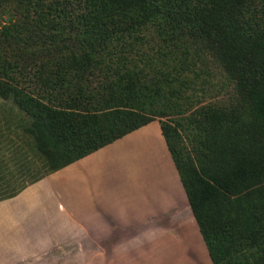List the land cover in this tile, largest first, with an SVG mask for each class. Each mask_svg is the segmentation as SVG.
Listing matches in <instances>:
<instances>
[{"label":"trees","instance_id":"1","mask_svg":"<svg viewBox=\"0 0 264 264\" xmlns=\"http://www.w3.org/2000/svg\"><path fill=\"white\" fill-rule=\"evenodd\" d=\"M19 1L41 7L38 36L59 56L32 92L2 82L0 96L30 117L47 175L157 118L212 264H264V0ZM8 22L0 52L28 31ZM206 61L235 84L228 106L183 79Z\"/></svg>","mask_w":264,"mask_h":264},{"label":"crops","instance_id":"2","mask_svg":"<svg viewBox=\"0 0 264 264\" xmlns=\"http://www.w3.org/2000/svg\"><path fill=\"white\" fill-rule=\"evenodd\" d=\"M212 264L157 121L0 198V264Z\"/></svg>","mask_w":264,"mask_h":264},{"label":"rangeland","instance_id":"3","mask_svg":"<svg viewBox=\"0 0 264 264\" xmlns=\"http://www.w3.org/2000/svg\"><path fill=\"white\" fill-rule=\"evenodd\" d=\"M50 1L46 0L47 4H50ZM40 9L41 7L37 5H28L19 0H0V31L5 25H10L8 22L10 18L12 23H22L28 30L19 34L21 39L17 44L12 39L7 42L1 40L0 55L3 59L1 67L3 71L0 73V83L29 88L28 91L32 92L33 71L43 61H54L59 56H54L53 47L43 46L44 39L38 36L37 24H39ZM42 9L43 12L48 10L47 7ZM153 31L148 29L144 32L156 44L158 42ZM174 65H170V68ZM183 72L184 80L194 79L195 74H198L196 87L207 80L220 90L216 95L213 92L210 95H201L200 91L196 90L193 94L197 99L200 95L205 96L197 102L216 101L213 105L228 106L232 101L236 91L235 84L229 81L212 61H206L204 66L194 63L190 65V70ZM205 73L213 74V76H207ZM154 121L158 122V119ZM30 123V117L18 108L11 96L9 98L0 96V198L15 194L26 184L48 174V163L45 157L37 151L34 139L26 132ZM53 261V264H66V259H53Z\"/></svg>","mask_w":264,"mask_h":264}]
</instances>
